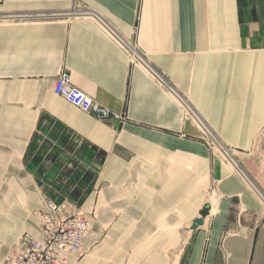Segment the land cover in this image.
I'll list each match as a JSON object with an SVG mask.
<instances>
[{"label":"crops","instance_id":"1","mask_svg":"<svg viewBox=\"0 0 264 264\" xmlns=\"http://www.w3.org/2000/svg\"><path fill=\"white\" fill-rule=\"evenodd\" d=\"M44 199L93 221L66 264H264V0H1L0 264Z\"/></svg>","mask_w":264,"mask_h":264},{"label":"built area","instance_id":"2","mask_svg":"<svg viewBox=\"0 0 264 264\" xmlns=\"http://www.w3.org/2000/svg\"><path fill=\"white\" fill-rule=\"evenodd\" d=\"M53 91L57 97L98 120L122 119L75 87L67 71L58 75ZM44 203L45 210L39 214L42 238L25 234L24 247L9 257V264H66L69 256L81 253L83 240L92 232V222L75 212L60 216L64 206L48 199Z\"/></svg>","mask_w":264,"mask_h":264},{"label":"rangeland","instance_id":"3","mask_svg":"<svg viewBox=\"0 0 264 264\" xmlns=\"http://www.w3.org/2000/svg\"><path fill=\"white\" fill-rule=\"evenodd\" d=\"M185 114H187L188 118H191V114L189 113V110H185ZM199 129H200L201 140L207 143V146H209V149L211 150L212 153H216L226 162H228L229 160L234 162L237 155L235 150L224 147L222 141L218 138V136H215V134H213L211 130L207 128V126L204 125L203 123L200 125ZM254 152L255 154L257 153L256 155L258 156L259 147L258 148L255 147ZM239 171L243 173L241 169H239ZM91 222L93 224V221Z\"/></svg>","mask_w":264,"mask_h":264},{"label":"water","instance_id":"4","mask_svg":"<svg viewBox=\"0 0 264 264\" xmlns=\"http://www.w3.org/2000/svg\"><path fill=\"white\" fill-rule=\"evenodd\" d=\"M202 225H203V220H200V219L195 220V221L193 222L192 229L195 230V229H197L199 226H202Z\"/></svg>","mask_w":264,"mask_h":264},{"label":"bare ground","instance_id":"5","mask_svg":"<svg viewBox=\"0 0 264 264\" xmlns=\"http://www.w3.org/2000/svg\"><path fill=\"white\" fill-rule=\"evenodd\" d=\"M89 237V236H88ZM82 252V251H81ZM79 254H81V253H79Z\"/></svg>","mask_w":264,"mask_h":264}]
</instances>
